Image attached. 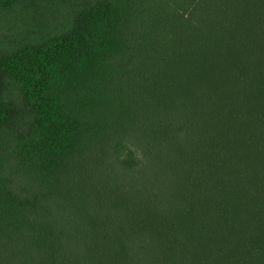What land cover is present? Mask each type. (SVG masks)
I'll return each instance as SVG.
<instances>
[{
  "label": "trees",
  "instance_id": "trees-1",
  "mask_svg": "<svg viewBox=\"0 0 264 264\" xmlns=\"http://www.w3.org/2000/svg\"><path fill=\"white\" fill-rule=\"evenodd\" d=\"M75 1L0 54V264H264V0Z\"/></svg>",
  "mask_w": 264,
  "mask_h": 264
},
{
  "label": "rangeland",
  "instance_id": "rangeland-1",
  "mask_svg": "<svg viewBox=\"0 0 264 264\" xmlns=\"http://www.w3.org/2000/svg\"><path fill=\"white\" fill-rule=\"evenodd\" d=\"M75 0H0V54L65 29ZM42 35V36H41Z\"/></svg>",
  "mask_w": 264,
  "mask_h": 264
}]
</instances>
